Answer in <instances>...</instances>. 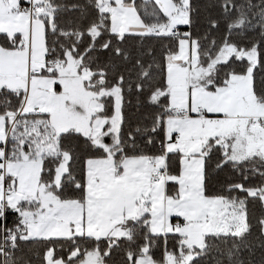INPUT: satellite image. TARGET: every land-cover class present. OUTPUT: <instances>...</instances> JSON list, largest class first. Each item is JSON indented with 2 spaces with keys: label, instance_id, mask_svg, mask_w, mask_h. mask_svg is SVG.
Here are the masks:
<instances>
[{
  "label": "snow or ice",
  "instance_id": "1",
  "mask_svg": "<svg viewBox=\"0 0 264 264\" xmlns=\"http://www.w3.org/2000/svg\"><path fill=\"white\" fill-rule=\"evenodd\" d=\"M0 264H264V0H0Z\"/></svg>",
  "mask_w": 264,
  "mask_h": 264
},
{
  "label": "trees",
  "instance_id": "2",
  "mask_svg": "<svg viewBox=\"0 0 264 264\" xmlns=\"http://www.w3.org/2000/svg\"><path fill=\"white\" fill-rule=\"evenodd\" d=\"M138 2H141V0H138ZM151 43V42H150ZM134 102V101H133ZM229 176H231V173H229L227 170H225L224 172H221L220 174H219V179H220V181L221 182H223L224 181V179L226 178V177H229ZM253 183L255 182V181H252ZM215 187H219V185L217 184V185H215ZM257 214H259V208H258V205H257ZM29 247H31L32 249H33V252H35V250H37V249H39L40 248V245H30ZM32 253H30V255H31ZM159 251H157L156 252V255L157 256H159Z\"/></svg>",
  "mask_w": 264,
  "mask_h": 264
}]
</instances>
